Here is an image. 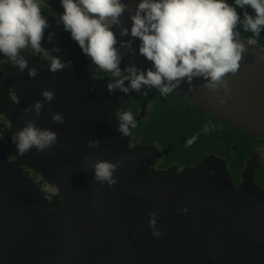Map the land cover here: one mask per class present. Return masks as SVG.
Here are the masks:
<instances>
[{
  "label": "water",
  "instance_id": "95a60500",
  "mask_svg": "<svg viewBox=\"0 0 264 264\" xmlns=\"http://www.w3.org/2000/svg\"><path fill=\"white\" fill-rule=\"evenodd\" d=\"M40 1L63 12L59 0ZM125 3L129 10L113 28L116 47L128 63L149 69L151 62L137 54L140 41L120 35L121 27H130L138 0ZM130 39L131 49L121 47ZM246 49L238 72L225 76L227 95L223 88L204 87L202 78L173 93L264 140V51L256 45ZM25 59L37 75L15 70L11 78L19 103L6 86L1 112L15 135L26 119L35 118L34 113L25 117L23 109L43 102V90H54L53 101L44 103L35 120L37 127L56 132L63 147L39 154L32 149L14 162L0 150V264H264V191L254 184L253 168L239 188L227 164L216 158L184 177L160 174L150 149L131 150L134 129L125 138L116 130L115 113L122 111L117 90L109 94L105 81L68 70L53 74L49 63ZM54 113H63L65 123H54ZM89 141H99L98 147L90 148ZM98 160L120 161L113 187L93 180L90 165ZM24 167L59 192L48 199ZM183 208L187 213L180 212ZM152 212L162 232L158 238L149 228Z\"/></svg>",
  "mask_w": 264,
  "mask_h": 264
},
{
  "label": "clouds",
  "instance_id": "9594fccd",
  "mask_svg": "<svg viewBox=\"0 0 264 264\" xmlns=\"http://www.w3.org/2000/svg\"><path fill=\"white\" fill-rule=\"evenodd\" d=\"M63 12L58 14L59 22L65 32L75 41L81 53L90 58L93 65L110 73L114 78L107 84L109 94L119 90L125 95L141 91L147 87L155 88L162 96L173 93L187 82L192 88L194 78H202L204 87L228 93L227 74H236L240 67L246 45H255L260 33L264 31V0H138L134 13L129 15L130 27H121V36L138 39V53L151 62L149 69H140L134 64L121 72L123 57L116 47L117 39L113 28L121 26V17L128 11L125 0H59ZM237 8L243 10L238 14ZM252 9L249 14L247 9ZM252 37L246 43L239 39L237 25ZM47 18L42 15L40 0H0V55L6 57L19 72L26 69L28 76L37 75L35 67L29 68L23 52L32 49L49 61V71L53 74L68 69L72 60H61L59 55L51 56L42 48ZM52 34H49V41ZM133 41L122 42L121 47L131 49ZM57 53L60 49H55ZM127 81V86L125 82ZM44 100L24 108L28 117L31 113L38 118L44 103H51L54 90H43ZM221 104L226 101L219 99ZM117 131L121 138L129 137L137 127V121L131 111H116ZM35 118L26 119L25 126L18 130L13 138L17 154L21 157L35 149L37 154L46 152L53 146L63 147L58 142L56 132L36 125ZM54 123L64 124L63 113L51 115ZM209 126L203 128L206 134ZM199 133L186 140L185 147L192 146ZM99 141H89L90 148L98 147ZM93 180L109 188L117 184L114 173L121 167L107 160H98L91 164ZM44 191L55 195L56 187ZM188 209L180 210L187 213ZM149 228L153 237H160L157 230V214H149ZM211 255V253H210ZM212 259H215L212 256Z\"/></svg>",
  "mask_w": 264,
  "mask_h": 264
},
{
  "label": "flooded vegetation",
  "instance_id": "af4514ba",
  "mask_svg": "<svg viewBox=\"0 0 264 264\" xmlns=\"http://www.w3.org/2000/svg\"><path fill=\"white\" fill-rule=\"evenodd\" d=\"M228 3L232 4L233 0H228ZM40 6L42 15L47 18L49 25V27L45 29L44 38L41 41L42 48L47 50L51 56L59 55L62 61L71 59L72 66L65 70L89 78L90 80L105 81L107 84L113 80L114 78L110 73L100 70L97 66L92 64L90 58L81 53L77 43L70 38V34L64 31L63 24L59 22L58 14L60 13L52 10L51 7L42 1H40ZM242 11L243 10L237 8L238 14L242 15ZM247 11L249 14L253 13V10L250 8L247 9ZM237 31L240 32V36L243 39L247 40L252 37V34L250 32H245L239 24L237 25ZM49 34H52L50 41ZM255 45L264 51V45L258 43ZM57 48L60 49L59 53L55 51ZM23 55L49 63V61L44 59L42 54H37L30 48L25 50ZM129 64L130 63L126 60L122 59L120 65L122 75L126 74L123 70ZM15 70L18 69H16L6 57L0 55V108L3 107L2 104L6 98V86L8 90H10L12 99L19 103L18 96L12 84L14 76L11 78ZM125 86H127V81L125 82ZM141 91L146 92L147 95H142L135 91H131L129 94L125 95L117 90L120 95L122 111H131L135 119L143 116V119L138 121L137 125L147 120L154 122L153 117L155 114H163L162 126L160 129L161 134L155 133L150 135V132H146L147 135L156 136L161 139V141L153 137H144L145 139L141 137L137 138L135 128L133 139L130 142L131 150L135 151L137 149L147 148L152 151L150 161L154 163L153 169L156 172L160 174H172L176 177H184L189 170L195 169L204 161L216 158L227 164L230 176L237 188L242 185L244 174L250 167L255 171L254 184L264 191V140L233 127L183 99L198 110L193 119V124L195 128L198 127L199 129V132H197L199 133L197 140L202 139L203 144L197 149L199 153H191V151H186L184 149L181 150L177 146L167 144L162 134L165 129L168 130L172 127L175 130L181 129L180 126L172 125L177 121V118L175 114L172 113L171 107L162 103V108L158 106V101L154 99V93L158 92L155 88L149 89L145 87ZM172 94L179 97L174 93ZM164 119L168 120V122L166 123ZM205 126H209L211 129L206 134L203 132ZM11 131L12 124L0 109V150L3 153L7 151L9 160L14 162L18 161V157L13 143L15 135H11ZM176 151H179V153ZM153 153L155 155H153ZM189 153L195 155L191 158L194 159L193 161L186 157ZM24 170L26 173L30 174L29 178L34 181L35 184H42V191L51 187L44 182L41 176L31 171L30 168L24 167ZM46 194L47 198L51 200L52 194L48 192H46Z\"/></svg>",
  "mask_w": 264,
  "mask_h": 264
},
{
  "label": "trees",
  "instance_id": "16d2710c",
  "mask_svg": "<svg viewBox=\"0 0 264 264\" xmlns=\"http://www.w3.org/2000/svg\"><path fill=\"white\" fill-rule=\"evenodd\" d=\"M257 43L264 45V31H262L260 33V36L257 38ZM154 99L158 101L159 103L158 106L160 108H162L161 103L167 104L168 106L171 107L172 113H174L177 118V121L174 122L172 125L181 127L180 130H175L173 127L168 130L165 129L162 133L163 136L165 137V142L167 144L177 146L181 150L184 149L186 151H191V153L192 152L199 153L197 149L200 147L201 144H203L202 139L196 140V142L190 147H185L186 140H188L193 135H196L197 132H199L198 127L195 128L193 124V119L195 117L196 111L198 110L194 106L188 104L183 99L173 95L172 93L169 94L168 96H162L159 92H155ZM162 118H163V114L162 115L155 114L153 117L154 122H150V120H147L146 122L144 121L139 125H137L135 129L137 138L153 137L161 141V139H159L158 137L150 136V135H153L155 133L161 134L160 129L162 126ZM165 122L167 123L168 120H165ZM147 131L150 132V135L146 134ZM179 151L176 152L179 153ZM191 153L187 154L186 157L191 159L192 156L193 157L195 156L194 154ZM191 160L193 161L194 159Z\"/></svg>",
  "mask_w": 264,
  "mask_h": 264
}]
</instances>
